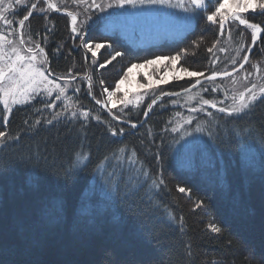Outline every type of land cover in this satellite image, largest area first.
Returning a JSON list of instances; mask_svg holds the SVG:
<instances>
[{"label": "trees", "instance_id": "1", "mask_svg": "<svg viewBox=\"0 0 264 264\" xmlns=\"http://www.w3.org/2000/svg\"><path fill=\"white\" fill-rule=\"evenodd\" d=\"M32 3L45 7L44 0L15 5V13L8 14L13 26L28 14ZM215 3L210 0L209 12ZM62 7L80 13L79 27L85 6L66 0ZM97 16L83 27L85 42L111 44L100 50L97 63L74 38L66 14L33 11L25 22V37L39 42L48 55L50 77L74 75L77 79L67 93L73 107L52 124L45 121L61 111L64 102L57 101L52 109L43 102L54 96L41 94L16 106L7 125L0 108V131L10 137L0 145V264H264V97L238 115L209 108L173 132L184 120L177 108L168 106L172 98L167 96L152 109L145 124L132 128L114 121L93 102L88 82L82 79L90 74L95 97L104 102L103 89L113 90L133 63L182 49L188 51L182 54L180 66L209 75L222 70V61L234 54L233 45H251V31L230 23L225 30L231 29L230 38L220 37L209 53L207 49L219 36L218 25L206 22L204 14H194L193 29L180 40L136 48L121 35L104 32ZM246 18L264 27V15ZM223 47L226 50L219 51ZM116 51L124 55L99 69L98 64ZM262 55L264 38L255 45L251 60ZM187 85L184 79L173 80L154 95L149 92L147 97L153 96L141 105L116 106L111 111L139 122L158 95ZM164 102L166 108L159 109ZM77 109L89 110L100 121L90 117L85 124L82 117L70 119L71 111ZM198 125L202 131H195ZM121 127L124 134L112 136L110 129ZM181 141L198 142L195 151H189L187 163L179 161L184 156L178 150ZM121 147L123 153L118 151ZM82 154L90 159L82 160ZM130 156L135 165L128 163ZM105 157L107 162L102 163ZM154 180L158 187L153 186ZM178 187L189 189L190 194L180 193ZM199 201L203 206L196 207ZM211 224L222 231L212 232Z\"/></svg>", "mask_w": 264, "mask_h": 264}, {"label": "snow or ice", "instance_id": "2", "mask_svg": "<svg viewBox=\"0 0 264 264\" xmlns=\"http://www.w3.org/2000/svg\"><path fill=\"white\" fill-rule=\"evenodd\" d=\"M66 0H59V3L55 2V0H44L45 7L38 8L37 3H32L30 8L28 9V14L24 15L22 19H19V35L18 39H10L9 36H15V30L5 33L0 31V105L3 106V111L5 115L2 117V121L4 125L9 123V114H11L14 110V106L24 105L30 103L32 100L43 94L45 97H53L54 99L47 101L45 100L44 107L46 109H52L57 107V101L64 102L62 104V110L56 111L52 114V119L46 120L45 122L48 124H52L54 120H58L61 116L65 115L69 111L70 108L73 107L71 103L68 101L70 98L67 93L69 91L70 84L77 79V76L68 75V76H59L53 79H50L51 69L48 68V55L45 53L43 47L39 42H36L33 46H28L26 44V38L23 32L25 22L29 20V17L33 14V11H38L39 13H44L48 11L56 12V13H64L68 17H70V25H71V33L74 35V38H78L81 41L82 46L87 49L88 52L91 53L93 58V63H97V55L100 53L101 49L111 48V44L108 43H95L91 40L85 42V33L83 31L84 25L88 23L89 20L92 19L93 15L96 13H105L106 9H121L126 5H131L135 7L137 4L140 5H166L169 7H179L183 9L185 12H193L195 15L204 14L206 22L211 25H218L219 28V36L217 40L213 43L212 47H209L207 51L209 53L213 52V49L216 48L217 44L220 43V37L225 34L226 26L230 23L234 26H243L246 29L251 31V41L252 45H256L259 40L264 38V27L261 26L260 23L250 22L248 18H245L248 14H260L264 15V0H216L214 5V10L208 11V6L210 0H175V3L172 0H72V3L80 6L84 5V14L85 19L83 21H79L78 27V16L80 13L73 12L68 10L67 7H62ZM24 0H0V22H3V25L7 28H13L14 21L9 20L7 18L8 14L15 13V5H23ZM190 6V7H189ZM11 10V11H10ZM122 13L113 12L108 13L105 17L97 16V19H107L108 16L113 15H121ZM229 31V38L231 36V29ZM29 41H31V37H27ZM46 39V37H45ZM203 40V37L199 38ZM193 44L198 46V41H193ZM26 48V52H25ZM225 49L221 48L220 51H224ZM249 51H251V46H249ZM187 49H182L180 52L175 53L171 56H156L154 59L145 60L142 64L133 63L123 74L120 80H118L115 84V88L113 90H109L107 87L103 89V92L106 93V100L102 102L101 100H96V104L102 105L103 108L108 109L109 113L112 108L117 106L116 94L121 91V85L129 79L130 74L133 69L139 68H147L148 66L159 65L164 61H168L167 64H164V68L166 69L164 75H169V73L173 74L176 79H181L179 75H177L176 65L182 58L183 55H187ZM124 53L120 51L114 52V54L110 55V57L104 60L103 63L98 64L99 69H104L107 65L111 64L112 61H115L118 57H122ZM39 57V59H38ZM249 60V56L245 54L243 56V63L240 64V68L244 67V63H247ZM212 64L216 63V60L211 61ZM235 64V60L232 61ZM180 71L184 72L188 77H204L203 72L197 71H189L188 68L181 67ZM237 69L234 67L231 72L223 71V72H215L213 71L210 76L205 77L208 81H215L218 76L220 77H229L235 73ZM257 72L259 69L257 68ZM69 73H71V69H69ZM251 75V73H249ZM82 79L88 82V95H92V77L90 75L85 74ZM247 79V77H245ZM58 81H63L60 83ZM100 83L103 85L104 81L101 80ZM167 81L163 78V76L156 81V84H164ZM201 84V80L197 79L195 85L192 87H196ZM142 87H152V80L149 76V83L147 86L142 85ZM257 85L252 84L251 87L246 88L243 92H240L238 96H233V104L228 107H217V103L212 102L207 99H202V103L199 109L192 108L190 111H206L205 106H210L213 109H217L220 113H224L228 116H232L234 114L238 115L246 110L250 109V107L257 101V99L264 97V86L259 89V96L256 92ZM79 88H76L75 91L79 92ZM216 89H213L215 91ZM185 91H189V89H185ZM206 92L207 89H204ZM162 95L170 96V95H179V93H162ZM194 99V97H193ZM140 97L136 96L135 99L129 98V93L125 91L121 97H119V103L127 106L130 104H139ZM157 103V100H153L151 104L148 105V111L151 110L152 106ZM109 104L111 107H109ZM148 111L144 112V115H148ZM179 116L180 114L177 113ZM208 115L211 116L212 113L208 112ZM78 117L83 118V122L86 124L89 121V118L95 119L96 121H100V116H93L89 110L86 109H77L73 110L70 113V119H77ZM114 119H121L119 116H114ZM193 118L189 116L186 120H184L183 124H179L176 127H173L171 130L173 132H177L184 127V124H191ZM27 123V121H25ZM35 123L39 124L40 119L37 118ZM131 123V122H130ZM83 126V124L81 125ZM132 128H136L137 125L135 123H131ZM203 129L198 125L195 131H202ZM112 136L123 135L124 128L121 127L117 131L116 129H110ZM187 134V133H186ZM6 138H10L7 131H0V145L5 143ZM15 139H19L18 136ZM119 152L123 153L125 151L124 147L118 149ZM82 160L90 159V156L87 154H82ZM107 157L104 158L102 163L107 162ZM128 163L130 165H135L136 160L134 156H130L128 159ZM84 167L87 165L84 164ZM76 165L74 164L69 172H72L75 169ZM67 175V174H66ZM145 177L148 176V173L143 172ZM163 180L159 181V184H163ZM159 184L156 181H153V186L158 187ZM178 191L180 193H189L190 190L184 187H178ZM203 206V201H199L196 204V207ZM210 229L214 233H220L222 231L221 227L211 224L209 225Z\"/></svg>", "mask_w": 264, "mask_h": 264}, {"label": "rangeland", "instance_id": "3", "mask_svg": "<svg viewBox=\"0 0 264 264\" xmlns=\"http://www.w3.org/2000/svg\"><path fill=\"white\" fill-rule=\"evenodd\" d=\"M172 2L175 3V0H172ZM113 12H118L122 14L108 16L107 19H100L101 29L106 33H115L121 35L132 46L136 48L158 45L163 42H173L180 40L190 30L193 29L196 21L195 20L196 17L194 16L193 12L191 11L185 12L183 9L179 7H169L166 5L137 4L135 7L131 5H126L124 8L121 9H106L105 13H96V14L99 17H105L107 16L108 13H113ZM7 18L9 19L8 15ZM13 30H15L16 35L9 36V38L18 39V35L20 31L19 25L13 26V28H7L3 25V22H0V31H3L7 34ZM226 33L224 34V37L228 38L229 33L227 34ZM25 38H26V44L28 46L34 47V43H31L27 39V37ZM80 46H82V44ZM79 47L75 46L76 49H78ZM232 48L234 54L226 62L224 60L222 61V63L224 64L222 65L221 68L222 70H218L219 72L229 71L234 67H237L243 61V56L247 54L249 49L247 45L245 46L241 44L233 45ZM223 49H225V47H223ZM25 52H26V48H25ZM261 58H264V55H262ZM261 58L258 59L256 58L253 60L250 59L252 62L251 61L250 63L248 62L249 64H247L242 70L233 74L232 76L216 78L215 81H208V85L206 87L203 86L205 84L203 83L196 89L182 92L179 95L171 96L172 100L170 104L168 103V106L170 105L174 108H177L180 114L179 115L180 119L186 120L189 116L193 117V115H195L196 113L202 114L207 112L209 108L211 109L210 106H205L206 111H199V110L196 112L190 111L192 108L199 109L202 103V99H207L217 103L218 108L228 107L233 104L232 97L234 95L238 96L240 92H243L246 88L251 87L252 84L257 85L256 92L259 96V89L260 87L264 86V62L260 61ZM233 60H235V64L232 63ZM167 63L168 61H164L159 65L148 66L147 68L133 69L132 73L129 76V79L126 80L121 85V91L116 94L115 99L117 100V106H120V108H125L128 106L141 105L149 97H151L152 94L154 95L155 93H157V91L162 90L165 86L170 84L171 81L179 80L176 79L175 76L171 73H169V75H164L166 69L164 68L163 65ZM181 67L182 66H180L178 62V64L176 65L177 75H179L181 79H184L185 83L188 85L179 90L188 88L189 86L193 85L197 79L201 78V77H188L184 72L180 71ZM257 68L259 69V72H257ZM189 71H194V70L189 69ZM249 73H251V75H249ZM149 76L151 77L152 80V87H142V85L144 86L148 85ZM162 76L167 81V83L157 85L156 81L159 80ZM245 77H247V79H245ZM49 78L52 79L51 77ZM201 86L203 87L201 88ZM204 89H207V91L205 92ZM213 89L216 90L213 91ZM125 91L129 93V98L135 99L136 96H139L140 97L139 104L134 103L124 106L118 103L119 97H121ZM149 92H153V93L149 97H147ZM172 92H176V91H172ZM209 92H212L214 94L213 97L207 96ZM164 104L165 102L163 103L162 106H159V109H162ZM15 107L16 106H14V108ZM164 107L166 108V106ZM0 108H3V106L0 105ZM10 115L11 114H9V117ZM197 144L198 142L194 144V143H187L186 141L183 142L181 141L178 144L179 145L178 150L182 149L184 156L186 155L187 159H184V156H182V158L179 157L180 158L179 161L187 163L189 160H191V158H189V151L191 152V150L193 149H194L193 151H195V146H197ZM197 156L199 157V162H201L203 159V153L200 152L197 154Z\"/></svg>", "mask_w": 264, "mask_h": 264}, {"label": "water", "instance_id": "4", "mask_svg": "<svg viewBox=\"0 0 264 264\" xmlns=\"http://www.w3.org/2000/svg\"><path fill=\"white\" fill-rule=\"evenodd\" d=\"M59 14H64V13H59ZM247 16V15H246ZM246 18V17H245ZM78 19H79V17H78ZM250 22H252V21H250ZM251 51H249L248 50V52H247V55L249 56V60H248V62L250 61V59H251V57H252V54H253V52H254V48H255V45H252V41H251ZM248 62L247 63H244V67L248 64ZM241 63H243V61L241 62ZM240 63V64H241ZM240 64L237 66V67H235L236 69H237V71L235 72V73H237V72H239L240 70H242L243 68H240ZM48 68H50V61H49V59H48ZM51 69V68H50ZM232 71V69L231 70H229V72H231ZM235 73H233V74H235ZM87 75H90L89 73L87 74ZM211 74H209V75H206V76H204V77H201V78H199L200 80H201V84H203V83H205V82H208V80H206L205 79V77H207V76H210ZM217 78H221L220 76H218ZM200 84V85H201ZM193 85H195V83L193 84ZM193 85H191V86H189L188 88H185V89H189V91L190 90H192V89H196L197 87H199L200 85H197L196 87H192ZM185 89H183V90H179V91H176V92H165V93H182V92H185ZM92 95L90 96V98L93 100V102H95L96 103V100H98V99H96V97H95V94H94V88H93V83H92ZM170 96H173V95H170ZM164 97H167V96H165V95H162V94H160V95H158L154 100H157V103L159 102V101H161V99H163ZM152 103V102H151ZM150 103V104H151ZM156 103V104H157ZM155 104V105H156ZM98 105V104H97ZM155 105H153L152 106V108L155 106ZM98 106H100L109 116H110V118H112L114 121H116V122H118L119 124H121V125H125V126H130L131 127V123H135L136 125H137V127L136 128H139V127H141L143 124H145L146 122H147V120H148V118H149V116H150V114H151V110H152V108H151V110L150 111H148V107H147V110L146 111H148V115L147 116H145L144 115V117L142 118V120L141 121H139V122H132V121H129V120H126V119H119V120H117V119H114L113 117L114 116H117V115H115L112 111L109 113V111H108V109H106V108H103L102 107V105H98ZM131 122V123H130Z\"/></svg>", "mask_w": 264, "mask_h": 264}, {"label": "bare ground", "instance_id": "5", "mask_svg": "<svg viewBox=\"0 0 264 264\" xmlns=\"http://www.w3.org/2000/svg\"><path fill=\"white\" fill-rule=\"evenodd\" d=\"M106 39V38H105ZM108 40V39H107ZM249 63H250V61H249ZM246 69V68H245ZM263 141V140H262ZM261 143V142H260ZM263 145V144H262ZM261 146V145H260ZM264 148V147H263ZM194 150V149H193ZM256 151H258V150H256ZM261 153V152H260ZM188 157V156H187ZM179 160H180V158H179ZM149 180V179H148ZM151 186V185H150ZM57 220V219H56Z\"/></svg>", "mask_w": 264, "mask_h": 264}]
</instances>
